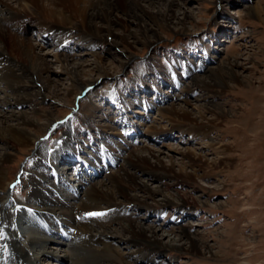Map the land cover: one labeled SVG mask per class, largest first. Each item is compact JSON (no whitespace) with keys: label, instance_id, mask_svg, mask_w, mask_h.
<instances>
[{"label":"bare ground","instance_id":"bare-ground-1","mask_svg":"<svg viewBox=\"0 0 264 264\" xmlns=\"http://www.w3.org/2000/svg\"><path fill=\"white\" fill-rule=\"evenodd\" d=\"M160 1L15 0L16 5H11L6 0H0V82L2 83V86L0 83V91H5L7 97L14 94V103L18 105L26 101L30 102L35 97L47 100L50 97L46 93L53 94L56 100L55 97L62 90L52 84L53 80L50 76L45 75L46 72H50L51 62L54 61L61 65L67 79L71 82L69 93L71 91L75 93L70 95L77 98L78 92L91 88L90 86L94 83H90L95 79L92 72H98L100 76L106 72L107 69L102 67V58L97 57V53L94 54L95 63L89 64V67L78 59L71 58L77 53L69 57L56 53L52 60L47 59L40 53L42 42L32 41L25 32L30 27H35L38 31L44 32V38L50 40L56 48H59L60 44L66 40L69 42V39L77 38L80 39L78 42L81 45L88 46V51H91L90 48L97 42H113L128 46L130 43L146 45L155 39H161L156 28H169L172 31H178L181 28L178 33L183 32L186 23L192 18L185 8L180 6L179 1ZM254 9L256 13L260 12L258 8ZM254 9L248 5L246 14L254 15ZM129 23L133 25L126 33L124 27H127ZM67 42L62 46L64 50ZM131 44L130 48L133 47ZM126 53L130 54L128 51ZM205 67L201 63L197 68L204 70ZM239 67H243V64L236 58L208 69L205 77L191 75L196 74L195 71H197L195 68L193 72L191 65H187V71L184 74L191 78L192 86L200 87L207 93L210 89L216 88L228 90L231 82H249V79L238 74L236 69ZM85 73L90 76L89 79H82L81 75ZM177 74V71L171 72L168 69L165 74L167 79L163 83L169 82L172 87ZM163 83L143 81L137 91L142 89L144 93L151 92L158 99H165L162 87L166 86H163ZM135 93L128 95L137 98ZM106 94L102 100L107 101L105 103L110 105L111 112L114 113V100L120 99L117 93L113 98ZM221 94L224 92L221 91ZM256 98L262 100L264 96L257 93ZM146 99H148L147 102L139 101L135 108L130 107L124 110L122 108L120 118L127 117L136 108L149 109L146 112L143 110L144 113H138L147 116L150 105L153 104L149 97ZM8 104H11L9 100L7 104L0 102L2 107L0 109V140L5 141L3 147L0 146V264H40L35 261L37 255L48 253L46 248L53 242L59 244L61 251L57 252V249L50 247L54 249L52 256L62 262L67 260L70 264H131L127 261L129 254L140 255V260L144 263L154 264L155 260L151 258L152 253L159 252L163 247L172 251L198 253L200 247L208 246L197 239L195 233L191 234L190 229H180L176 237L170 238L165 233L161 234L153 225H143L135 222L134 219L126 218L128 216L126 211L134 205L138 208H151L158 216L161 215L156 206L162 208L177 206L179 210H183L182 208L190 204L189 199L198 205L196 197L189 196L188 191H169L173 187L169 180L174 175L189 179L200 176L196 166L202 165L198 162L200 160L198 156L196 157V153L177 150L178 156L182 158L179 162L174 155L166 153L169 156L170 164L168 165L155 150L134 147L129 142L134 136L129 137L131 126L134 125L129 120H127L129 124L122 123L119 130L110 125H99L101 130L95 129L94 133L89 132L94 127L92 123H89L90 129L87 135H84L86 141H89L87 143L81 140L82 126L79 124L76 126L77 119L74 120L80 117V112L72 115L70 120L73 122L69 121V125L67 121H60V118L49 114L45 121L29 119L23 115L22 111L15 114L16 116L10 115L5 110ZM89 107L97 109L94 112H87L89 116L99 111V107L92 101ZM192 108L197 109L199 117L193 118L188 108L177 111L178 108L165 107L160 110V113L169 117L171 123L175 119L176 125L181 126L180 128L188 134L192 133L194 139L208 136L217 126V122L225 120L230 114V110L225 107L213 106L207 102L200 106L194 105ZM206 112L214 117H207ZM6 116L16 117L15 124H12ZM110 120L117 122L113 118ZM62 121V124L68 126L62 127V135L53 142L55 145L46 148L43 145L46 135ZM174 123L171 124L172 129L175 127ZM135 129L137 133H143L138 126ZM240 129L243 131L242 127ZM202 144L203 147L216 145L211 138L209 141H203ZM15 150L18 152L31 150L33 155L31 163L26 162L27 165L23 167L18 179L10 180L9 174L7 175V165L12 163ZM125 154H127V161L121 165L120 171H111L107 175L110 183L107 182L108 180L95 183L97 176L105 173L110 165L118 166L122 160H125ZM183 158L189 160L184 161ZM191 163L197 164L193 165L194 170L188 171L187 167ZM217 164L216 161L209 162L211 168L216 167ZM176 166H179V170H176ZM68 172L74 176L70 178V181L65 176ZM141 172L156 179L157 187L153 188L146 184L139 177ZM85 174L90 178H85ZM71 180L78 183V188L71 189L73 185L69 187ZM18 185H23V192L17 194V190H14L15 194H12L13 189H16ZM129 188L138 189L144 194L147 193L148 196L159 195L161 197L159 203L149 205L143 199L144 194L142 197L131 195ZM92 212H101L104 215H88ZM175 216V219L181 218L177 214ZM55 234L59 235L55 236ZM161 236L170 239L164 243ZM113 240L121 242L127 248L132 247L130 253L121 250L123 254L121 256L118 253L119 249L113 246L115 243L112 242ZM65 247L72 249L73 252L65 251Z\"/></svg>","mask_w":264,"mask_h":264},{"label":"rangeland","instance_id":"rangeland-1","mask_svg":"<svg viewBox=\"0 0 264 264\" xmlns=\"http://www.w3.org/2000/svg\"><path fill=\"white\" fill-rule=\"evenodd\" d=\"M6 1L11 5H16L15 0ZM148 1L161 2L160 0ZM177 1L192 17L186 23L185 31L178 33L181 28L178 31H172L169 28H156L161 39H155L146 45L130 43L133 46L131 48L130 44L128 46L117 45L113 42H97L90 48L91 51H88V46L81 45L78 42L80 39L77 38L69 39V42L66 40L68 47L66 46L64 50L62 46L65 42L56 48L50 40L44 38V32L30 27L25 35L34 42H42L40 53L45 58L52 60L56 53L68 57L77 53L71 58L78 59L86 67H89V64L95 63L93 55L97 53V57L102 58V67L107 70L101 76L98 72H92L95 79L90 81V83L94 82L90 86L91 88L81 90L77 93L76 98V96L70 95L75 92L69 93L71 82L67 79L61 65L53 61L50 72H46L45 75L50 76L53 80L52 84L62 90L55 97L56 100L53 94L46 93L50 97L47 100L35 97L30 102L26 101L18 105L14 103V94L7 97L5 91L1 90L0 102L6 104L8 100L11 102L5 106V110L10 115L19 114L22 111L27 118L36 121H45L44 119L49 114L60 118V121L65 120L69 124V121H72L70 120L72 115L80 112V117L74 120L77 119L76 126L78 124L82 126L80 133H83V137L81 140L87 143L89 141H86L84 135H87L90 129L89 123L94 126L93 130L89 132L94 133L95 129L101 130L99 125H110L119 130L121 124L128 125L127 120H129L134 123L131 126L129 137L134 136L129 142L134 147L155 150L168 165L170 164L168 155H174L178 162L179 159L182 161L177 150L196 153V157L198 156L201 161L198 162L202 165L196 166L200 176L189 179L174 175L169 180V183L173 184L169 191H188L189 196L196 197L198 205L189 199L190 204L182 208L183 210H179L177 206L164 208L156 206L161 216H158L151 208H138L136 205L129 207L130 210L126 211L127 219H134L135 222L143 225H153L159 229L161 234L165 233L170 238L176 237L180 229H190L191 234L195 233L197 239L208 245L200 247L198 253L172 251L163 247L159 252L152 253L151 258L153 257L155 260L154 264H264V99L256 98L257 93L264 96V0ZM246 5H250L253 9L258 8L260 12L256 13L254 9V15L249 16L246 14ZM43 19L47 20L44 17ZM132 25L129 23L127 27H124L126 33L131 30ZM109 40L111 41L110 38ZM127 51L130 54L126 53ZM236 58L243 64V67L236 69L238 74L249 79V82L240 81V83L235 82L236 84L231 82V87L228 90L216 88L210 89L206 93L204 89L192 86L191 78L184 74L187 71V65H191L194 72L195 68L202 63L206 66L204 70L197 68L196 74L192 73L191 75L205 77V72L208 69ZM168 69L178 73L172 87L169 82L163 83L167 79L165 74ZM81 77L85 80L90 78L87 73L82 74ZM148 80L154 83H163L162 85L166 86L162 87L164 88L162 94L166 100L158 99L151 92L144 93L142 89L137 91L138 86ZM113 91L120 99L119 101L118 98L114 100V113L111 112L110 105L105 103L107 101L103 102L102 100L105 93L113 98L115 96ZM221 91L224 94H221ZM83 93L86 94L83 95ZM130 93H135L137 98L128 95ZM147 97L153 104L150 105L147 116L138 113H144L149 109L136 108L127 117L120 118L122 108L123 110L130 107L135 108L139 101L147 102ZM125 98L128 99L126 102ZM90 101L99 107V111L92 116H89L87 112H94L97 109L89 107ZM206 102L213 106L225 107L230 110V114L225 120L217 122V126L208 136L199 137V139H194L192 133L188 134L183 128H180L181 126L176 125L175 119L173 120L175 127L172 129L171 124L173 123L170 118L160 113V110L165 107H175L178 108L177 111L188 108L192 112L193 118L199 117L197 109L192 106H200ZM206 115L210 118L214 117L211 113L206 112ZM6 117L11 120L12 124H15L16 117ZM183 117L188 118L186 115ZM112 118L117 122L111 121ZM62 123L63 121L56 124L55 128L46 135L47 138L45 137L43 143L46 148L54 146L53 142L62 135L63 128L68 126ZM136 126L141 128L140 131L143 133H137ZM241 127L243 131H241ZM72 129L70 131H74ZM203 138L205 139L203 140ZM210 138L216 145L203 147L202 142L209 141ZM84 141L81 143L83 144ZM4 143V140H0L1 147ZM14 153L12 163L7 165V175L9 174L10 180L18 179L23 167L27 165L26 162L31 163L33 155L31 150L23 152L15 150ZM124 156L125 160H122L118 166L110 165L105 173L97 176L95 183L101 180H108L107 182L110 183L107 175L111 171H120L121 165L127 161V154ZM183 159L184 161L189 160L188 158ZM211 161H216L217 166L211 168L209 165ZM196 164H189L187 170H194L193 165ZM175 168L179 170V166ZM139 175L150 187H157L156 179L148 177L142 172ZM65 176L69 181L71 177L74 178L69 172ZM85 178L90 177L85 174ZM166 180L168 181V179ZM69 187L76 189L78 183L71 180ZM23 189V185H18L16 189H13L12 194H15L14 190H17V194H21ZM128 191L131 195H141V197L144 194L135 188H129ZM144 195L143 199L149 205H157L161 198L159 195L148 196L147 193ZM176 214L181 218L175 219ZM58 235L55 234V236ZM166 236H161L164 243L170 239ZM112 242H115L113 246L119 249L118 253L121 256H123L121 250L130 253L132 247L127 248L115 240ZM50 247L57 249V252L61 251L59 244L53 242L46 248L48 253L37 255L36 263L70 264L67 260L62 262L52 256L51 253L54 249ZM64 250L73 252L68 247H65ZM140 258V255L129 254L127 261L131 264H146Z\"/></svg>","mask_w":264,"mask_h":264},{"label":"snow or ice","instance_id":"snow-or-ice-1","mask_svg":"<svg viewBox=\"0 0 264 264\" xmlns=\"http://www.w3.org/2000/svg\"><path fill=\"white\" fill-rule=\"evenodd\" d=\"M88 215H90V216H102V215H104V213H101V212H92V213H88Z\"/></svg>","mask_w":264,"mask_h":264}]
</instances>
